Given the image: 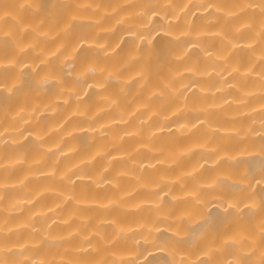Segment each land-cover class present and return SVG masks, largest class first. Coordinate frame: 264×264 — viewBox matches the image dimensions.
I'll return each instance as SVG.
<instances>
[{"label": "bare ground", "instance_id": "obj_1", "mask_svg": "<svg viewBox=\"0 0 264 264\" xmlns=\"http://www.w3.org/2000/svg\"><path fill=\"white\" fill-rule=\"evenodd\" d=\"M0 264H264V0H0Z\"/></svg>", "mask_w": 264, "mask_h": 264}]
</instances>
